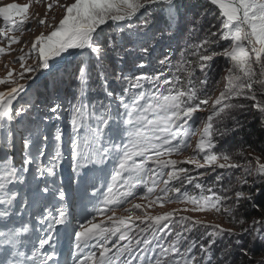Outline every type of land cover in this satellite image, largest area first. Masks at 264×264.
<instances>
[{
	"label": "snow or ice",
	"instance_id": "obj_1",
	"mask_svg": "<svg viewBox=\"0 0 264 264\" xmlns=\"http://www.w3.org/2000/svg\"><path fill=\"white\" fill-rule=\"evenodd\" d=\"M205 2L219 10V28L211 31L216 27L211 25L189 49V55L196 57L195 66L188 59L176 67L177 73L183 70V79L181 74L159 71L150 76L144 71L154 59L161 68L171 65L170 55L157 57L156 52L162 41L174 39L179 30V0H73L60 5L64 14L59 22L47 24L51 31L37 35L28 51L13 61L19 62L22 71L13 78L14 70L9 69L0 77V85H11L0 91V264H59V228L67 229L74 219L58 172L64 133L53 124L61 119L65 102L57 73L68 56L77 58L76 67L68 73L77 84L76 103L69 101V123L74 133L72 180L77 188H90L95 198L99 193L95 177L87 175L89 165H107L109 161L113 164L107 191L99 201L101 206L93 209L105 218L96 221L93 217L74 227L73 264H213L216 245L225 236L234 239L220 250L217 264H233L234 250L251 264L252 249L258 243L264 247V216L248 221L247 206L253 211L264 210V201L258 199L264 196V162L242 148L231 151L225 145L243 130L236 116L246 107L240 100L254 102L252 107L258 111L264 129V100L259 99L264 97V0ZM57 4L58 0L47 3L39 26L46 25L48 12ZM29 7L17 3L0 6L5 25L0 28V38L9 46H0V56L19 42L20 37L9 33L25 30L24 25L30 23ZM188 23L189 32H195L201 17ZM222 41L228 42V47L219 53L211 52V46ZM217 55L225 57L231 66L224 77V90L212 100L206 95L211 87L207 69ZM26 58L33 63L27 64ZM195 67L203 73L199 88L192 79ZM38 75L52 76L51 90L46 84L38 101L29 99L17 107L18 97L21 93L27 95L30 87L19 81L35 83ZM109 77L126 84L119 95L110 90ZM93 80L99 81L110 101L107 105L101 102L98 107L89 102L88 94L95 90L91 87ZM146 84L151 85L150 90L140 91ZM113 102L117 107L113 108ZM205 111L209 114L201 120L200 114ZM197 121L202 128L195 126ZM193 136H198L193 155L184 160L172 159L192 146ZM17 138L22 150L19 167L14 155ZM236 157L247 159L240 163ZM185 163L205 171L194 176L191 169L183 166ZM33 166L30 180L28 174ZM217 170L227 174L228 186L223 185L225 176L220 175L217 183L223 194L208 188L210 195H204L200 180ZM172 182L194 184L200 194L190 196ZM161 184L163 187H159ZM10 185L27 190L21 196ZM245 187L249 191H244ZM141 188L146 190L139 194ZM138 195L146 203H133L130 198ZM165 203L186 207L156 215L148 211ZM125 204L129 205L124 208L128 215H118L116 208ZM28 208L33 211L25 221L21 209ZM137 210L143 214L135 215ZM188 211H214L240 230L180 215ZM177 215L180 229L170 230L169 238L161 243L163 237L157 234L169 228L168 223L161 222H170ZM33 217L43 234L36 237L38 244L32 245L29 254L21 249L28 248L29 237L35 231ZM197 227L204 231L193 235ZM113 237L117 239L113 241ZM245 237H250V247L244 246ZM255 264H264V256Z\"/></svg>",
	"mask_w": 264,
	"mask_h": 264
},
{
	"label": "trees",
	"instance_id": "obj_2",
	"mask_svg": "<svg viewBox=\"0 0 264 264\" xmlns=\"http://www.w3.org/2000/svg\"><path fill=\"white\" fill-rule=\"evenodd\" d=\"M180 2V12H181V21L179 22V30L175 38L173 39L170 45L166 46L167 41H162L161 45L159 46V52L157 53V57H161L164 54H168L171 56V65L161 68L160 65L153 61V65L150 64L153 68L150 70L152 73L156 74L159 71H164L166 74L175 75L181 74L182 79L185 78L181 73L176 72V67L184 60L191 59L193 61V66L196 64V57H191L189 55V49L195 43H198L200 39H202L206 33V31L210 28L211 25L215 24L216 27H212L211 31H217L219 28V22L216 20V17L219 16V10L214 6H211L205 2V0H179ZM208 11H205V10ZM203 14V15H202ZM197 17H201V24L197 25V30L195 32H189V21L195 20ZM178 37L179 40H178ZM164 42V43H163ZM228 47V42H220L219 44L211 46V52L219 53L223 49ZM210 54V53H209ZM230 62L223 57L222 55H217L214 57V60L211 64V67L207 69L209 73V80L211 82V87L209 88L208 92L206 93L209 97H215L219 95L221 91L224 90L225 80L224 77L227 74V68L230 67ZM203 78V73L199 70L198 67H195L194 76L192 77L195 86L199 88L198 81ZM99 82L98 80H93L91 83V87L94 89V84ZM115 85L110 87V90L116 93H121L123 87L126 84L114 81ZM218 82V83H217ZM74 83V88H72L69 93L73 99V104L76 103L74 93L77 89V84ZM98 84V83H97ZM97 87V86H96ZM98 89V88H96ZM143 89V88H142ZM141 90V89H140ZM257 91H259L257 89ZM92 92V91H90ZM201 98H204L201 96ZM89 102L101 103L103 101L107 105L109 103L106 100L104 92L98 93L96 96L90 97L88 95ZM103 99V100H102ZM259 99L264 100V97H259ZM240 103H244L246 105L245 109L242 111H238L236 113L237 119L239 124L242 125L243 130L237 132L234 137H231L228 141V144L225 147H230L231 151H235L237 149H243L245 152L251 153L253 155L260 156L262 161L264 162V129H262L260 116L256 109L252 107L253 101L250 100H240ZM231 127V125H229ZM213 178L208 180V184L215 183ZM176 187H181L182 185H178L177 183L173 182ZM261 185H257L260 187ZM247 188V187H246ZM245 190V188H244ZM246 192L249 191L247 188ZM261 201H264V196L258 198ZM247 219L250 221L252 218H258L264 216V210L261 211H253L251 206H247ZM243 211V209H241ZM240 213H237V219H239ZM232 228H236V230H240L239 226L236 224H230ZM247 225V224H246ZM203 230L199 229L198 235L202 233ZM225 241L220 243L218 242L215 248L216 256L213 257V264H217V258L220 255V250L225 248L228 244L233 242L234 238H228L227 236L224 237ZM250 241V238H245L244 246H247V242ZM236 251L235 259L233 264H250L246 257H241L239 255L238 250ZM252 256L253 261L251 264H255L256 260H259L262 256H264V247H262L259 243L252 249Z\"/></svg>",
	"mask_w": 264,
	"mask_h": 264
},
{
	"label": "rangeland",
	"instance_id": "obj_3",
	"mask_svg": "<svg viewBox=\"0 0 264 264\" xmlns=\"http://www.w3.org/2000/svg\"><path fill=\"white\" fill-rule=\"evenodd\" d=\"M73 0H58V4L56 6L53 7V9L51 11L48 12V18H47V22L46 25L44 27L39 26L38 21L40 18H43L45 16V12H46V5L47 3H51V0H40V2H37V0H0V6L5 5V4H9V3H17L20 5H30V7L28 8V19L30 21V23H26L24 25L25 30L24 31H17V32H12L9 33V35H15L20 37L19 42L18 43H13L10 47H11V51L10 52H6L4 55L0 56V77H4L5 75H7V72L9 69L14 70L13 71V78H16L17 73L22 71V69H20V65L19 62L13 63V61L15 60V58L23 55L24 53H26L31 45V42L34 41L35 37L37 35H39L41 32H44L45 34H47V32L51 31V28L47 27V24H57L59 22V20L62 18L63 14H64V9L62 7H60V5H67L72 3ZM55 17V20L52 19V17ZM18 19H21L20 17H16ZM4 22L2 20V18H0V28L4 27ZM30 29V30H29ZM180 37H178L179 40ZM173 39L170 41H167L166 46L170 45L172 43ZM164 43V42H163ZM0 46H3L5 48H8V44L7 41L0 38ZM21 49H23V52L21 51ZM159 47L157 48V53L159 52ZM36 55V53H32V56L34 57ZM155 60V59H154ZM153 60V61H154ZM72 62V64L70 65L73 69L76 67V63H77V58L75 56H71L65 63L68 62ZM153 61L151 62V65H153ZM26 63L27 64H32L33 60L32 59H27L26 58ZM61 66H59L60 69ZM29 75V74H26ZM58 75V74H57ZM48 80L52 79L51 75H47L45 76ZM59 77V76H58ZM44 76H37L36 78V82L32 83L31 81H25V80H20L19 83L24 84V83H28L30 84V87L28 88V93L27 95H25L24 93H21V96L18 97L19 100V104H17L16 106L19 107L20 104H24L25 102H27L29 99L33 100V101H38L39 98H41L39 95L41 93H44V91H41L40 89L43 81L41 82V79H43ZM44 79V81H48L47 79ZM49 81L47 83V85H49V90H51V84ZM39 87L40 89L38 90V92L33 89L34 87ZM11 87L10 84H4V85H0V91H4L7 88ZM61 95L63 97H65V94L62 93L61 91ZM217 97V96H216ZM212 100L215 99V97L213 96L211 98ZM15 103V102H14ZM69 104V98L65 97V102H64V111L66 113L67 111V106ZM210 107V104L209 106ZM209 113L207 111L202 112L200 114L201 120L205 119L206 116ZM54 125H59L62 129H63V155H66L68 158H70L71 160V140L74 136L73 133V129L69 123V119L68 118H64L63 117V113H61V119L59 121H53ZM196 127L202 128L203 124L200 123V121L196 122ZM82 134V133H81ZM198 136H193L191 139V147H189L186 151H183L182 153H180L179 155L174 154L172 156V159H177V160H184L186 157H190L191 155H193V148L195 146L196 140H197ZM248 153V152H246ZM0 155H3L2 152H0ZM253 155V154H252ZM253 156H257V155H253ZM247 157L245 158H241V157H236L237 162L240 163H244L246 161ZM263 162V161H262ZM253 166L255 167V161H252ZM183 166H186V168L191 169L192 170V174L194 176H196L199 172H203L205 171V169H195L193 165L191 164H184ZM210 171V170H209ZM238 174V173H236ZM29 175V174H28ZM220 175H224L225 179L222 181L223 185L225 187L228 186L229 184V180L227 179V174L223 173L222 170H217V172L215 173H211V175H209L206 179H202L200 180V182L202 184H205L208 182V180L210 178H213L214 180V184H212L210 187L208 188H213L214 191H217L218 194L222 195L223 193L219 191V185L217 183L218 180V176ZM148 186H152L151 183H149ZM160 187L163 186L162 184L159 185ZM192 188H194V190H196L195 194H190L187 193L190 196H198L200 194V189H197L195 187L194 184L191 185ZM10 187L14 188V185H10ZM247 188L245 187V190ZM146 190V189H145ZM244 190V191H245ZM254 191V190H253ZM204 195H210L209 192L206 191V193ZM133 203H146V201L141 200V199H136L135 201H133ZM129 206V205H128ZM127 206V207H128ZM184 207H186L183 204H177V203H165L163 205V207H160L159 205H154L152 208L148 209L149 212H151L153 215L156 214H160L162 212H168L171 211L172 209L176 208V209H183ZM187 207H191V205H187ZM126 208V207H125ZM118 215H128L127 212L124 211V208L122 210H118L117 211ZM142 211L137 210L135 215H142ZM180 215H188V216H193L197 219L206 221L210 224H221L223 225L225 228H232L231 227V223H228L227 218L223 215L217 214L214 211L212 212H181ZM105 217L100 218L98 221L104 219ZM179 220V215L177 216H173L170 218V222L169 221H164L161 222V224L163 223H168L169 224V228L165 229L164 232L158 233L157 236L158 237H163L162 240H160L161 243H164L165 240H167L169 238L168 234L169 231H175V230H179L181 225H179L177 223V221ZM139 223V222H137ZM247 224V223H246ZM245 224V226H247ZM184 226H188V225H184ZM196 229H200L203 230V228L197 227ZM193 232V234L196 232ZM236 230V228H235ZM238 231V230H236ZM197 233V232H196ZM187 234V233H185ZM133 235H135V232L133 233ZM245 238H250V237H245ZM221 242H224L225 239L223 238V240H220ZM220 241H218L220 243ZM247 246L250 245V241L247 242Z\"/></svg>",
	"mask_w": 264,
	"mask_h": 264
},
{
	"label": "bare ground",
	"instance_id": "obj_4",
	"mask_svg": "<svg viewBox=\"0 0 264 264\" xmlns=\"http://www.w3.org/2000/svg\"><path fill=\"white\" fill-rule=\"evenodd\" d=\"M69 57H71V56L66 57L65 60H66L67 58H69ZM29 85H30V84H29ZM15 147H16V145H15Z\"/></svg>",
	"mask_w": 264,
	"mask_h": 264
}]
</instances>
